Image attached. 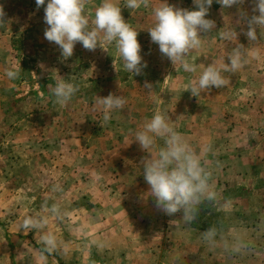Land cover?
Returning <instances> with one entry per match:
<instances>
[{
  "label": "rangeland",
  "instance_id": "obj_1",
  "mask_svg": "<svg viewBox=\"0 0 264 264\" xmlns=\"http://www.w3.org/2000/svg\"><path fill=\"white\" fill-rule=\"evenodd\" d=\"M101 2L86 0L90 27ZM167 2L195 7L193 0ZM119 3L138 30L147 63L139 75L124 69L115 42L94 51L77 42L63 58L44 38V6L0 0V264H14V248H36L51 264H264V28H257V41L244 34L247 20L259 14L253 0L227 9L213 0L207 18L215 27L201 33V49L185 58L199 66L196 73L175 67L150 39L152 9L161 0L139 9ZM228 30L237 41L221 38ZM238 44L243 67L222 72L224 87L192 95L200 71L221 68ZM9 70H18L15 79H8ZM60 77L78 88L63 104L52 91ZM109 94L126 103L105 122L97 101ZM157 112L197 153L210 146L202 163L217 195L190 224L182 210L161 211L144 178L150 153L134 135ZM28 216L44 217L47 225L22 229ZM210 228L217 231L214 244L203 238ZM48 232L57 239L52 252L39 243ZM236 236L244 242L239 251Z\"/></svg>",
  "mask_w": 264,
  "mask_h": 264
},
{
  "label": "clouds",
  "instance_id": "obj_2",
  "mask_svg": "<svg viewBox=\"0 0 264 264\" xmlns=\"http://www.w3.org/2000/svg\"><path fill=\"white\" fill-rule=\"evenodd\" d=\"M215 2L227 9L242 4L244 0ZM212 3L213 0H193L195 7L187 9L161 0L152 9L154 23L148 28L151 41L158 45L162 56L167 57L175 67L177 64L181 65L186 73L198 71L199 66L185 58L201 49V33L210 32L215 27V22L207 18ZM253 3V11H258L259 14L252 15L247 20L248 28L244 34L249 41H257V28H264V0H253ZM35 4L37 8L44 6V22L48 26L44 31V38L59 47L63 58L73 55L77 42L89 51H94L98 44L102 47L104 43L115 42L126 71L139 75L147 67L141 55L138 30L122 16L119 0H102L95 8L91 19L92 27L89 16L85 14L86 0H35ZM142 6L147 7L148 0H125L124 3V7L128 9H139ZM2 16L3 9L0 8V17ZM220 35L227 42L237 41L236 31L228 30ZM228 60L221 68L212 65L204 67L198 79L188 89L192 95L198 96L202 91L213 87H224L228 81L222 72L235 73L245 63L243 45L238 44L228 55ZM17 75L18 70H9L6 73L8 79H15ZM145 88L151 89V84L146 82ZM52 91L57 102L63 104L72 99L78 88L60 77ZM125 103L121 96L109 94L100 97L97 106L103 113V120L107 122L112 118V113L121 110ZM134 139L142 150L150 153V157L144 160L143 174L150 186V195L155 197L156 206L169 216L182 210V220L190 224L196 218L199 206L204 201H213L217 195L210 183L211 173L202 163L203 156L210 151V146L197 153L186 138L174 129L169 116L160 112L155 113L135 132ZM158 141H162V145L157 148ZM51 211L58 214L56 207ZM46 225V218L28 216L23 220L21 228L29 231L40 230ZM216 237L217 231L214 228L203 233V238L210 244L215 243ZM234 239L233 250L239 251L244 242L239 236ZM39 243L48 252L57 247V239L52 232L42 235Z\"/></svg>",
  "mask_w": 264,
  "mask_h": 264
},
{
  "label": "crops",
  "instance_id": "obj_3",
  "mask_svg": "<svg viewBox=\"0 0 264 264\" xmlns=\"http://www.w3.org/2000/svg\"><path fill=\"white\" fill-rule=\"evenodd\" d=\"M25 252L26 256L28 257V263L23 262L22 260V253ZM13 262L14 264H51L47 260L46 257L42 255L41 252L38 251V249L33 248L31 249H25L22 248L19 250L18 253H16L15 248L13 249Z\"/></svg>",
  "mask_w": 264,
  "mask_h": 264
}]
</instances>
